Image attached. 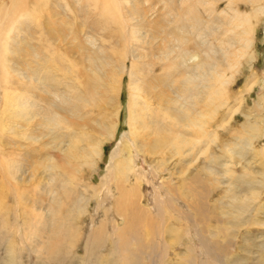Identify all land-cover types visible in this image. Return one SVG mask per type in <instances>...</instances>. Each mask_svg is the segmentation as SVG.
<instances>
[{
  "label": "rangeland",
  "instance_id": "rangeland-1",
  "mask_svg": "<svg viewBox=\"0 0 264 264\" xmlns=\"http://www.w3.org/2000/svg\"><path fill=\"white\" fill-rule=\"evenodd\" d=\"M15 1L21 21L0 37V264H264V167L258 156L264 147V0H231L254 27L247 56L239 58L233 28L222 25L221 34L205 30L202 47L193 34H184L173 59L165 58V22L175 13L186 21L194 15L185 14L188 6L204 19L205 9L214 8L216 22L221 11L228 13L227 0H204L206 6L127 0L122 14L137 21L131 44L123 39L119 15L112 11L115 20L108 21L100 0L78 6L74 0ZM5 2L0 0V11ZM253 8L263 13L254 18ZM167 41L172 44L171 37ZM182 49L195 75L205 70L194 66L206 61L209 49L215 52L224 81H230L227 98L214 107L212 89L196 102L205 117L215 115L199 117L210 120L211 135L197 138L194 150L179 138L172 142L177 132L196 136L169 120L181 118L189 88L200 82L191 83ZM34 71H44L46 86L33 80ZM55 93L66 102L60 110ZM130 109L143 121L131 148ZM186 122L179 119L180 126ZM249 124L259 131H250ZM76 137V148L62 154ZM98 143L102 151L89 158L90 146ZM120 156L143 174L139 186L127 173V185L117 177L102 187L110 159Z\"/></svg>",
  "mask_w": 264,
  "mask_h": 264
},
{
  "label": "bare ground",
  "instance_id": "bare-ground-1",
  "mask_svg": "<svg viewBox=\"0 0 264 264\" xmlns=\"http://www.w3.org/2000/svg\"><path fill=\"white\" fill-rule=\"evenodd\" d=\"M81 1L82 0H74L75 4L77 6L79 5V3ZM100 1L102 2L100 4V6H101V13L104 15V17L107 18L108 21L111 22L112 19L115 20L114 17H113L114 15L111 13L112 11H116L115 13H117L119 15V18L116 19V21L121 24V28H123V31L124 30L126 31V36H124L123 39H124L125 42H127V44H131V42H133L132 41L133 40V37H136V33L131 30V27H134V25L136 24L137 21L134 18V15H131V13L130 14H128V13H126V14L123 13L122 14V12L124 10V7L127 4V2H126L127 0H100ZM217 1H220V0H217ZM247 1H248L249 4L255 5V4H257V2L259 0H247ZM15 2H16L15 0H6V2H5L6 4L4 3L5 5H4L3 9L1 8L2 10L0 11V37L3 34H10V33H12L13 30L15 29V24L16 23H20V21H21L20 18L23 16V13H22V10L21 9L18 10L16 8ZM83 2H84V0H83ZM98 3H99V0H95V4H98ZM194 4H203V5L206 6L207 1H204V0H194ZM234 7H235V9L233 8V3L231 2V0H227L226 10H227L228 13H226L224 11H221L220 14H222V17L218 18L219 20L216 19L217 20L216 22L212 20V16L211 15L215 12L214 8H212V7L209 8V9H207V8L205 9V13L207 15L205 19L204 18H200V17L199 18H196V14H198V13H197V10H196V7L195 6H188L185 14H188V15L194 14V15L191 16V17H189V18L186 17V21H184L182 18H180L179 13L178 14L175 13L176 16L172 17V19H170L167 22H165V24H166L165 25V28L162 29L161 30V33H160V34H163V35H161V37H163V42L164 43H170V46L167 49L165 58H168L169 57V58L173 59V53H175L176 51H178L184 45V44L181 45L178 42L180 38H183L184 34H186V33L193 34L196 37V39H199L200 40V42H199L200 45L198 47H202V46L205 45V42L203 41L204 40V36H207L205 30H208L209 33H210V35H212V36L213 35H216L217 33H220L221 34L222 33L221 26L222 25H225V26L226 25H229L230 27L233 28L232 32L235 35V37L237 38V42H238L239 48H240V50H239V52H240L239 58H242L244 56H247L248 55L247 54L248 53L247 50L253 44L252 43V36L254 35V27L251 26V24L249 23V17H250V15L248 13L241 14L236 9L238 6L237 5H234ZM164 8H166V7H164ZM172 8H174V7H172ZM32 10L33 9H31V11ZM173 11H175V10H173ZM252 12H253L254 18H256V17H258L259 15H261L263 13V9L262 8H253ZM171 16H173V14ZM208 18H209V20H208ZM113 22H115V21H113ZM158 23H159V21L157 23H155L154 26L157 27ZM244 23L247 24L246 27L244 26ZM210 24H212V27L210 26ZM5 26H8V29H5L4 28ZM135 29H136V27H135ZM168 37H171L172 44H171L170 41H167V38ZM173 43H176L177 44L176 45L177 46L176 49H175V46L173 45ZM182 52H183V54L181 56V59H182L183 66L186 69L192 71V67L187 66L188 63H186V61H185V58L188 57V53L189 52L184 51L183 49H182ZM222 56H223V59H224V64L226 65V70H230L231 71V69H233L234 66L228 60V54L226 52H224V53H222ZM205 57H206V59H205L206 61L199 62L198 64L195 63L196 65L194 66V69L195 68H202L205 71L202 72L199 75H195V72L192 71V73H193V75H192L193 76V79H192L191 83L194 82L195 80H197V78H200V82L197 81L199 83L198 86H194V87H190L189 88L190 95L188 96V99H189L188 101H190V102L188 103V105L185 108L184 107H181V108H183V111L180 112L181 113L180 114L181 115V118H176V119H175V117H171L172 119L169 118V120L174 123V124H172L173 128L175 127V128H182L184 130L186 129L187 132L190 133L189 135L196 136L195 137L196 140H194V139L192 140V139H189V138L187 139L185 137H182L181 134L177 132L176 133L177 136H175L173 138L172 142L177 141V139L179 138V139H181L180 142L182 143V145H184V146H186V145H192L191 147L193 148V150H194V146L196 147V145L198 144L197 141L200 140L201 137H206V136L211 135V134L208 133L207 128H206V125H208V121H210V120L205 121V122H201V118H199V117H205V115H203L201 112H198L195 109V106L197 105V103L199 101L201 102L203 100V97L204 98H207V96H208V92L207 91L209 89H212L213 92L211 93L212 95L210 94L209 98H211L213 96L214 97H217V98H211L210 99V101H209V105H210L209 108L211 106L214 107V104H216L215 103L216 101L219 102L218 100L221 101V99H225V97L227 95V92H226V89H225V84L228 83V82H230L229 79H227V80L225 79L226 81H224V78L225 77L223 75H224L225 71L224 70H220L221 66H219V62L215 58V52L210 53V49H209L208 50V53L205 54ZM189 58L191 59V58H193V56H191ZM46 59H47V57H46ZM37 60H39V59H37ZM47 68L48 67H46V69ZM42 72H44V71H38L37 73H35V71H34V74L35 75L33 76V80H35L36 82H38L39 85L42 84L43 86H46V81H47L48 78L46 79V75L45 74H42ZM234 73H235V71H234ZM39 75L40 76H43V77H41V80H39L37 78V76H39ZM167 78H168V76H167ZM51 79H52V77H51ZM231 79H232V77H230V80ZM54 80L57 81L58 83L60 82V80L57 79V78H54ZM55 81H53V82H55ZM57 82H56V84H57ZM131 83H132V80H131ZM131 85L132 84H128L129 89H131V91H132L133 89H132ZM32 88L37 89L38 87H32ZM1 89H2V93H4L3 94V99H4V95L6 93V90L4 88H1ZM248 89L250 90V87ZM192 90H197V91H196L195 94H191V91ZM247 92H248V90H247ZM45 93H47V90H46ZM56 93L54 94V97L59 102V104L56 105V107H58L57 109L60 110L61 108H64V105L66 104V102L64 104L63 101L60 100V96H58V94H56ZM61 97H64V99H65V95L64 94H61ZM137 99H138V96L132 97V100H134L133 105L135 107H136V105L138 103ZM262 101L264 102V100H262ZM17 103L20 105V102L18 101V99L15 98V104H17ZM55 104H57V103H55ZM223 104H225V102ZM223 104L221 102L220 105H223ZM223 106H225V105H223ZM59 107H61V108H59ZM187 107H189V108L187 109ZM259 107H261V106H259ZM193 109H195V110L192 111ZM57 111H54V112H57ZM54 112L51 113V117L52 118L54 117L53 119H60L61 120V115L58 114V113H54ZM212 115H215V113L214 114H210L209 113L208 115H206L207 119H211V116ZM129 117H130V119L133 120V123H134V124L133 123L131 124L130 122L128 123L129 124L128 125V127H129L128 129H129V132H130L129 134H132V135L135 134L134 136H132V143L129 142L130 143L129 147L131 148V147H134V144L137 143V141H135L133 139L136 136V132L138 131L137 130V125L138 124H142L143 121H142V118L139 115H136L135 114V112L132 114L131 109L129 110ZM52 118H50V121H51ZM63 119L66 121L65 118H63ZM179 119H181L182 121H187V122L185 124H183V125L180 126ZM231 119H233V118L230 117L228 119V121L226 123H224V124L228 125ZM56 122H57V120H56ZM254 125H255V123H254ZM254 125L253 124H249V126H248V128H250L249 130L250 131H256V132H258L259 130H257V128L254 127ZM53 128H50V130L53 129ZM194 128L196 130H198V132L197 133L195 132L194 134H191V132H193V129ZM54 129H56V128H54ZM248 133H250V132H248ZM49 134H50V132H49ZM195 134H197V135H195ZM263 135H264V131H263ZM214 137H216V136L214 135ZM192 138H194V137H192ZM197 138H198V140H197ZM70 139H72V138H70ZM72 141L71 142H68V139H67L68 144L66 145V150L65 151L63 149L60 150V152L62 154L65 153L68 149H70V147L71 148L72 147L73 148H76L75 147L76 145H74V142L75 141L78 142L79 140L76 137V138H74L73 143H72ZM64 142H66V141L64 140ZM57 147H56V149H57ZM188 149H190V148H188ZM73 150H75V149H73ZM101 151H102V148L99 145V143L98 144H93L92 146H90V149H89L87 155L90 158V157H92V155L94 153L97 154V153H99ZM129 154H130V152H128V155ZM129 156H131V155H129ZM258 156L260 158V162L263 164V167H264V147L260 149V153L258 154ZM83 158H84V156H83ZM50 160H52L53 162H57L52 157L50 158ZM131 160H130L129 157H127V159L125 157H121V156L119 157V159L118 158H115V157H112L110 159V163L111 164H109L108 167L106 168L105 176L102 178L103 179L102 180V184H101L102 187L106 186L108 188V185L110 184V182L114 178H117V177L120 178L119 180H121L123 182V184H126L127 185L128 182H129V179L127 177V173L128 174L129 173L130 174L133 173L132 175H135V180H136L137 186H139L140 180L144 176H142L143 174L138 173V170H137V172L134 170L133 166H131V164H132V161ZM51 168L52 169H56L57 168V165L54 164L53 166H51ZM62 171L64 172V170H62ZM263 171H264V169H263ZM104 189H106V188H104ZM132 189L133 188L129 187V190H132ZM107 193H110V191H108ZM255 198H256V196H255ZM257 206H259V205H257ZM132 228H131V230H132ZM114 229H116V228H114ZM129 230L130 229L128 228V231ZM120 232L122 233L121 229H120ZM120 232H119L118 235H120ZM125 232H126V230L124 231V234H125ZM122 235H121V237H126V236H122ZM205 247H206V245H205ZM203 250H204V247H203ZM204 253H205V251H204ZM210 259H213V258L210 257Z\"/></svg>",
  "mask_w": 264,
  "mask_h": 264
}]
</instances>
